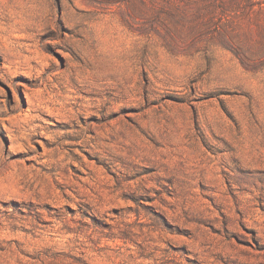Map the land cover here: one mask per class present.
<instances>
[{"label": "rangeland", "instance_id": "374dc122", "mask_svg": "<svg viewBox=\"0 0 264 264\" xmlns=\"http://www.w3.org/2000/svg\"><path fill=\"white\" fill-rule=\"evenodd\" d=\"M0 264H264V0H0Z\"/></svg>", "mask_w": 264, "mask_h": 264}]
</instances>
